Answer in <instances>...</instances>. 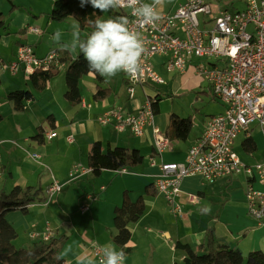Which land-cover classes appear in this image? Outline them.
Here are the masks:
<instances>
[{
	"label": "crops",
	"instance_id": "1",
	"mask_svg": "<svg viewBox=\"0 0 264 264\" xmlns=\"http://www.w3.org/2000/svg\"><path fill=\"white\" fill-rule=\"evenodd\" d=\"M16 1L19 0H15V3ZM183 1L174 0L171 9L164 14L174 13ZM3 2L8 18L6 14L3 16L5 28L0 43L4 42L6 46L12 48L10 60L12 62L16 58L20 45L29 44L36 47L37 43L41 42L42 32L39 35L33 34L27 31V27H37L35 24L40 23L45 14L51 22L49 18L51 12L49 13V11L50 9L52 11L54 0H23L21 1L22 4L16 3L20 8L14 11H11V5L7 0ZM16 35L22 38L19 40ZM65 52L70 53L72 57H76L78 50L75 54L68 50L62 51L63 59L65 58ZM0 57L2 58L1 52ZM191 68L189 67L187 72ZM182 76L175 74L174 77L177 81ZM85 77L81 80L80 88L82 81L84 85ZM196 77L200 81L195 84L191 83V85L187 84L188 88L203 86L202 79L197 74ZM55 78L49 82L47 88L42 92L37 91L31 79L28 78L27 82L30 84L26 83L25 90L34 94V100L25 104L26 110L24 112L15 111L13 104L7 99L9 93L18 90L9 93L8 90H0V113L5 118L0 123V158L3 165L0 191L11 192L15 187L23 189L40 187L44 196L45 190L53 181H57L63 186L62 192L49 205L32 204L28 207L27 214L21 211L7 214V221L18 233V238L14 241L17 248L29 246L32 242V233H43L47 227H50L52 238L61 239L60 253L67 251V255L63 256L66 264H78V258H86L92 260L94 264H99L90 249V243L92 242L102 247L113 246L117 251L127 250V254L130 256L132 254L137 255L141 260V264H176L183 263L186 255L183 250L176 247L177 243L189 244L191 247L196 248L204 243L206 230L213 228L219 245H225L239 251L244 258L254 251L264 252V225L258 223L249 214L245 195L247 179L244 177H238L231 181L219 180L210 184L198 175L184 178L181 183V195L177 198V202L183 210L182 214L178 216L172 214L168 202L159 193L154 197L146 195L147 186L154 185L155 187L160 176L159 168L150 165V157L154 153L152 131L148 130L145 136L136 138L128 131L118 133L112 125L104 126L98 121V118L110 107L120 105L126 111H134L145 104V102L141 103L136 97L133 100L129 99L126 92L127 80L125 74L122 77L123 89L126 92L124 102L117 92L114 93V98L108 97L100 101L95 100L94 96L97 93V88H105L100 86L95 74L87 75V78L92 80V82L86 81V84L91 90V98L94 101V104L88 103L91 105L90 109L82 108L81 104L77 107L71 106L65 99L66 90H63V99L61 93L59 94L62 90L61 81ZM183 86L178 82V88L174 93L179 94V89ZM83 100L85 101L84 97ZM78 109L82 112L76 111ZM224 110L217 114L223 113ZM51 116L55 119L54 127L47 122V118ZM209 119L202 124L198 135L192 137L189 149L205 133ZM155 123L158 127L163 125L162 119L156 118ZM39 127H42L45 133L48 131L55 132L57 137L48 140L44 135L42 140H37V129ZM124 134H127V137H123ZM70 136H73L75 140L72 144L68 141ZM124 138L134 141L137 145L136 149L140 152L143 149L142 147H147L150 155L148 166L141 173L136 172V175L139 174V181L145 186L143 198L146 203V212L138 222L129 225L132 233L131 241L126 247L120 248L113 242L117 234L114 225L101 223V221L107 220V217L102 219L99 216L100 221L92 216L88 221L84 219L85 214L81 215L78 206L85 194L98 195L104 191L106 192L105 199L108 210L114 212L116 208L122 205L124 192L130 191L128 186L121 182L113 185L114 179L113 182H110L108 190L106 188L102 190L104 186L97 189L94 181L96 176L93 174L85 175L74 182H70L69 174L74 165H83V160H86L83 166H88V157L94 143L101 142L104 149L108 147L116 148L125 145L123 143H126L127 139ZM174 141L180 142L178 140ZM254 141L258 147L257 151H260L258 142ZM242 149L244 150V147ZM244 152L250 158L256 153ZM187 153L180 156L179 161L170 160L169 158L166 160L165 156L160 160L157 157V160L167 163L184 162ZM262 157L261 160H256L253 157V160H244V162L247 164L259 163L264 161V155ZM127 170L129 174L132 172H130L131 169ZM106 172L119 175L115 171H104L99 177H102L103 173ZM251 183L255 188L260 187L257 182L251 180ZM191 195L198 197L196 203L190 201ZM69 234L72 235L71 238L75 237L73 242L70 238L68 239ZM76 245L78 250L72 252V246ZM83 246L88 248H83ZM69 249L70 251H68ZM72 253L74 255L71 258Z\"/></svg>",
	"mask_w": 264,
	"mask_h": 264
},
{
	"label": "built area",
	"instance_id": "2",
	"mask_svg": "<svg viewBox=\"0 0 264 264\" xmlns=\"http://www.w3.org/2000/svg\"><path fill=\"white\" fill-rule=\"evenodd\" d=\"M223 0H184L174 13L161 14V19L152 25L140 26L131 23L130 27L140 32L145 41L146 52L142 58L143 72L138 77L125 74L126 92L130 100L135 99L137 89L146 93L153 85H165L166 81L158 74L153 60L161 58V65L167 72H180L184 75L191 66L196 74L210 86V91L225 111L212 116L205 130L188 150L184 162H163V154L172 151V141L166 132L156 125L154 104L157 95L147 96L144 105L134 111L122 107H110L99 118L101 125H112L118 133L129 132L133 137L145 136L148 130L153 135V155L150 165L158 167L160 176L155 188L170 206L173 215H181L182 207L177 202L181 195L184 178L198 175L206 183L219 180L231 181L238 177L247 179L246 201L249 214L264 225V161L247 164L234 151L241 134L244 142L251 137V131L258 129L264 136V0H242V9L229 10L222 6ZM231 8L234 2L229 1ZM130 20L131 9L117 8ZM33 34H41L36 27H27ZM13 75L22 74L30 78L37 71H61L66 68L59 50H52L45 57H39L33 47L20 45L16 58L8 66ZM84 109L91 105L84 100ZM251 129V130H250ZM48 140L57 137L53 131L45 133ZM69 143H74L70 136ZM3 172L0 158V178ZM127 174L126 168L115 171ZM92 173L89 166L76 164L70 171L69 180L74 182ZM251 180L262 186L255 188ZM63 186L53 181L44 192L45 201L38 205H49L62 192ZM105 190V187H102ZM97 194L82 197L79 212H90V204ZM198 197L191 195L190 201ZM52 231L47 227L43 233L34 232L32 241L49 242ZM90 249L98 262L103 256V247L90 243ZM124 264V262H123Z\"/></svg>",
	"mask_w": 264,
	"mask_h": 264
},
{
	"label": "trees",
	"instance_id": "3",
	"mask_svg": "<svg viewBox=\"0 0 264 264\" xmlns=\"http://www.w3.org/2000/svg\"><path fill=\"white\" fill-rule=\"evenodd\" d=\"M11 5V11L20 7L15 0H7ZM109 17L126 15L117 8L109 12ZM105 13L93 9L90 4L84 7L80 6V0H54L53 8L49 18L54 22H63L73 18L80 29L81 39H86L93 31V22L96 19H108ZM5 28V20L0 12V38ZM26 31V30H25ZM63 59L67 68L65 71L66 92L65 99L74 107L81 104L83 96L81 94V80L89 75V69L83 55L79 52L76 57L70 53H64ZM4 61L0 57V69ZM59 71H37L30 79L35 89L39 92L44 91L49 82L56 77ZM96 79L101 83L104 77L95 74ZM209 90L210 86L208 85ZM110 96V89L97 88L94 99L104 100ZM215 99V97H213ZM7 99L13 104L14 110L24 112L25 104L34 100V94L28 90H18L7 95ZM154 104L155 113H159V100ZM4 116L0 113V123L4 121ZM50 126H55V119L51 116L47 118ZM194 121L190 118H182L178 115H172L170 127L167 132L168 137L173 140L187 141L193 128ZM42 127L37 129V140H42L45 135ZM258 150L257 144L252 137L244 142V151L253 154ZM144 156L138 149H128L122 147L104 149L101 142L93 144L89 157L88 166L92 169L94 176L99 177L104 171H119L121 169H133L144 163ZM154 185L146 188L147 196H156ZM40 187L20 188L15 187L11 192L0 191V264H66L65 260L57 259L60 254L61 239L52 238L49 242L37 240L32 241L27 248H17L14 241L18 238L15 228L7 221L6 216L11 212L21 211L28 213V207L37 202H44ZM146 212V203L143 197L136 201L132 200L129 191L123 194L122 205L114 210L113 225L117 229V234L113 239L115 245L120 248L126 247L132 238L129 225L138 222ZM176 247L185 252L183 263L176 264H264V252H251L247 261L243 255L228 246L219 245L214 229H207L204 237V243L196 248L189 244L177 243ZM128 253L127 250H123Z\"/></svg>",
	"mask_w": 264,
	"mask_h": 264
},
{
	"label": "rangeland",
	"instance_id": "4",
	"mask_svg": "<svg viewBox=\"0 0 264 264\" xmlns=\"http://www.w3.org/2000/svg\"><path fill=\"white\" fill-rule=\"evenodd\" d=\"M4 1V0H3ZM0 0V12H2L3 16L8 18V13L5 11L4 7V2ZM23 1V0H21ZM21 1H16L17 4H22ZM174 0H164V4L161 8H159V11L161 14L166 13L167 10L171 9L172 4ZM229 1L234 2V8L230 7V4H228ZM146 2H150V0H146ZM226 5L228 6L229 10H233L235 8L237 9H242L244 7V4L242 0H223L222 6L226 8ZM48 8V7H47ZM48 10V9H47ZM51 12V9L49 13ZM110 13H105L106 17H109ZM41 32V42L37 43L36 47L35 45L33 47L34 51L37 52L36 54L40 57H45L46 53L51 52L52 50H59L62 54V51H67L64 49L61 45L62 43L69 42L72 38V31L74 29H79L77 26L76 21L73 18H70L66 21L63 22H54L51 21L49 22L48 18L46 17V14L42 18L40 23L35 24ZM34 27V26H32ZM61 31L62 32V42L61 44H57L53 41L52 37L55 34L56 31ZM80 31V29H79ZM17 36V35H16ZM18 39L22 38L21 36H17ZM29 45V44H28ZM31 46V45H30ZM35 47V48H34ZM11 47L6 46L4 42L0 43V52L2 53V58L4 61V64L1 67L0 70V78H1V84H0V90L5 89L8 90L7 92H11L14 90H25L26 83L29 79L24 77L23 75L19 74L17 76H14L8 66L10 65V60H11ZM78 50V49H77ZM76 51H71L73 54H75ZM4 54V55H3ZM45 54V55H44ZM43 55V56H42ZM154 65L156 67V71L158 74L166 81L165 85H153V86H148L146 88V93H144L140 88L137 89L136 92V98L141 101V103L146 102V96H149L153 98L154 96L158 95V100H159V113L156 114L157 119H162L163 125H159L160 129L162 132H168L169 127H170V119L172 115H178L182 118H192L194 121V128L192 130V134L190 138L187 141H180V142H173L172 141V146L173 150L165 153L163 157L168 160V158L171 160H180V156L184 155L187 153V150H189V145L191 143L192 137L198 135L200 128L202 127V124L205 122V120L209 119L212 115L218 116L222 112V110L225 109V107L219 103L217 100L213 98V95L211 91L209 90L208 84L202 80V87H197L194 88H188L187 84L191 85L195 84L196 82L200 81L199 78L196 77L195 74V69L191 68L185 75L180 77L181 79H178L177 81L175 80V74L176 75H181L180 72L176 73H170L165 70V68L161 65V58L156 57L154 60ZM191 67V66H190ZM60 74L56 76L55 79H60L61 81V88L62 90L59 92L61 93L62 98L64 99V91L66 90L65 87V71L61 70L59 71ZM124 76V73H118L115 77L112 78H105L104 82L99 83L100 86L103 88H110V96L109 98H114V93L117 92L119 93V97L123 98V102L125 101V96L126 92L123 89V84H122V77ZM85 82L83 85L82 81V95L85 98V101L87 103H93V98H91V90L88 88L86 81L92 82L90 78L85 77ZM178 82H180V85H184L179 89V94H175L174 92L178 88ZM30 84V83H29ZM59 85V83H58ZM176 85V86H175ZM175 87V89H174ZM6 96V95H5ZM90 100V101H89ZM119 106L120 105H116ZM123 108V107H122ZM78 112H82V110L78 109L76 110ZM225 111V110H224ZM222 114V113H221ZM110 129V128H109ZM251 130V129H250ZM127 134H124L123 137H127ZM251 137L258 142L259 150L257 151L252 157H248L244 150L242 149L241 142L245 139V135L241 134L239 138L237 139L235 146H234V151L237 153V155L244 161H251L253 160V157L256 160H261L263 159L264 155V136L261 135L260 131L258 129H253L251 131ZM133 138V137H132ZM125 140L127 138H124ZM124 146L121 145V147L128 148V149H136L137 145L135 144L134 141H130L129 139L126 140V143ZM142 155L144 156V163L137 169L130 170V174H122V175H115L112 174V172H106L103 173L102 177H96L94 178L96 188H100L104 186L106 190L110 187V182H113V185L117 182L124 183L126 186L129 188V192L131 194V197L134 201L139 199L140 197H144V190L145 186L143 185L142 182L139 181L138 175H136V172L141 173L143 169H145L148 165V158L150 155V152L148 151L147 147H142ZM261 148V149H260ZM171 153V154H168ZM173 153V154H172ZM87 158V157H86ZM84 163H86V160H83ZM83 163V165H84ZM153 181V180H152ZM140 182V183H138ZM259 189H263L262 186L260 185L257 186ZM99 191V190H98ZM89 194V193H88ZM86 195V194H85ZM84 195V196H85ZM106 192H101L98 194V196L95 198V200L90 204V212L85 214L86 220L90 221V218L93 216L96 220H100L99 216L102 219H105L107 217V220L101 221V223L105 225H111L113 224V217H114V212L108 210V205H106ZM82 199V198H81ZM163 200L162 198H160ZM76 206V204H75ZM82 207V203L80 202L78 208L80 209ZM110 208V206H109ZM113 212V213H112ZM83 215V214H81ZM83 218V217H82ZM133 227V226H132ZM72 235H68V239L70 238L71 242H73V238H71ZM16 241V240H15ZM14 245L16 243L14 242ZM19 245V243H17ZM31 245V243H30ZM29 245V246H30ZM27 246V247H29ZM23 247V248H27ZM22 248V247H20ZM72 252L78 250V246H72ZM83 248H88L87 246H83ZM74 253H72V256ZM245 261H247V257H245ZM125 264H141L140 258L132 254L131 256L127 253H125Z\"/></svg>",
	"mask_w": 264,
	"mask_h": 264
},
{
	"label": "clouds",
	"instance_id": "5",
	"mask_svg": "<svg viewBox=\"0 0 264 264\" xmlns=\"http://www.w3.org/2000/svg\"><path fill=\"white\" fill-rule=\"evenodd\" d=\"M86 4L101 13L127 6L135 19L130 20L126 15L96 19L93 22V31L86 39H81L79 29H74L71 40L61 46L68 51L78 49L87 63L90 75L99 74L101 77L112 78L123 72L138 77L143 72L142 58L146 47L140 32L131 28L130 24L138 23L142 27L157 23L161 19L159 8L163 6L164 0H80L81 7ZM62 35L61 31H56L52 37L53 41L61 44ZM102 251L103 256L99 264H123V251H117L110 245L104 246ZM65 255L67 251L58 254L57 259H62ZM78 264L94 262L78 258Z\"/></svg>",
	"mask_w": 264,
	"mask_h": 264
}]
</instances>
